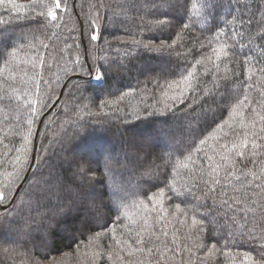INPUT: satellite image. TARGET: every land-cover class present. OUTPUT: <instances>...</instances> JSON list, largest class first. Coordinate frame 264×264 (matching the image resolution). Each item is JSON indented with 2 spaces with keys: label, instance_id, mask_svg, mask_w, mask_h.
Returning <instances> with one entry per match:
<instances>
[{
  "label": "trees",
  "instance_id": "trees-1",
  "mask_svg": "<svg viewBox=\"0 0 264 264\" xmlns=\"http://www.w3.org/2000/svg\"><path fill=\"white\" fill-rule=\"evenodd\" d=\"M40 3L0 0V264H264V0Z\"/></svg>",
  "mask_w": 264,
  "mask_h": 264
},
{
  "label": "snow or ice",
  "instance_id": "snow-or-ice-1",
  "mask_svg": "<svg viewBox=\"0 0 264 264\" xmlns=\"http://www.w3.org/2000/svg\"><path fill=\"white\" fill-rule=\"evenodd\" d=\"M179 4H180V0H175V2H173V0H161V3L159 5V7H163L164 5H167V7L171 9V8H176L177 5H179ZM39 6H41V7L45 6L43 4V0H41V3H40ZM195 6L196 5H193V7H195ZM52 7L54 9H60L61 0H53ZM185 13H186V7H185ZM161 14L164 15V16L168 15L167 12H164V13H161ZM48 15L51 16V19L53 21H55L57 19V15H56L55 11L48 12ZM209 15H211V13H209ZM171 19H175V17H171ZM181 23H183V21H181ZM213 23H215L214 18H213ZM158 27H159L161 32H164V31L168 30L169 28L173 27V25H171L168 22L161 21L160 24L158 25ZM2 35H3V33H0V36H2ZM160 38L161 37H158V36L148 37L149 40H156V39H160ZM92 39L95 40V39H97V37L95 35H93ZM10 46L11 45H9V44H5L3 42H0V57H3L5 55L7 47H10ZM140 46L143 47V48H146L150 52L152 51V49L149 47L148 44H144V45H140ZM169 47H171V46H169ZM157 51H163V49H158ZM233 147H235V145H233ZM180 154L183 155V152H181ZM240 155H243V153H240ZM4 199H5V197H4L3 193H0V201H3ZM193 223L195 224L196 221L193 220ZM262 259H264V256H262Z\"/></svg>",
  "mask_w": 264,
  "mask_h": 264
},
{
  "label": "rangeland",
  "instance_id": "rangeland-1",
  "mask_svg": "<svg viewBox=\"0 0 264 264\" xmlns=\"http://www.w3.org/2000/svg\"><path fill=\"white\" fill-rule=\"evenodd\" d=\"M96 79L97 80H100L101 79V75H98L97 77H96ZM133 155H136V153H133ZM60 157V156H59ZM59 157H57V158H59ZM55 160H56V158H53V162H55ZM17 224V223H16ZM8 226H10V225H8ZM16 227H19V228H21V225H16ZM21 229H23V227L21 228ZM23 231H25V229H23ZM27 232V231H26ZM12 241H13V239L12 238H10Z\"/></svg>",
  "mask_w": 264,
  "mask_h": 264
},
{
  "label": "water",
  "instance_id": "water-1",
  "mask_svg": "<svg viewBox=\"0 0 264 264\" xmlns=\"http://www.w3.org/2000/svg\"><path fill=\"white\" fill-rule=\"evenodd\" d=\"M36 149H37V144L35 145V151H34V155H33V157L35 158V156H36ZM20 189V188H19ZM18 189V190H19Z\"/></svg>",
  "mask_w": 264,
  "mask_h": 264
}]
</instances>
